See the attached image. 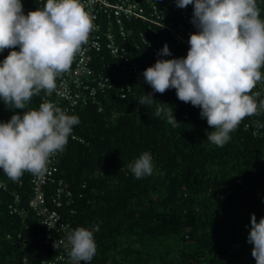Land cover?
Listing matches in <instances>:
<instances>
[{"label":"trees","instance_id":"trees-1","mask_svg":"<svg viewBox=\"0 0 264 264\" xmlns=\"http://www.w3.org/2000/svg\"><path fill=\"white\" fill-rule=\"evenodd\" d=\"M22 2L37 7L38 0ZM257 6L264 17V0H257ZM188 7L192 9L191 4ZM177 16L173 19L183 23ZM130 24L131 35L141 33L152 43L167 39L172 56L187 54L165 33L154 34L153 26L144 21ZM130 48L132 59L144 68L158 58L146 45ZM4 56L0 52V59ZM109 83L97 94V103L69 113L80 119L73 133L83 142L70 134L64 151L55 156L56 178L68 180L74 194L85 185L76 212H61L62 218L70 229L99 224L94 232L97 250L89 264H255L247 233L250 213L257 220L264 215V128L253 124L264 122L262 111L242 118L230 132L231 139L217 146L206 139L205 130L211 126L200 117L199 108L179 100L174 88L154 92L151 105H140L139 97L151 91L143 78L117 76ZM126 83L131 90L120 98L117 86ZM43 91L27 107H38ZM161 101L173 106L179 121L175 127L153 115ZM14 111L24 109L0 101V120H8ZM145 150L151 153L153 172L136 178L128 165ZM30 178L28 171L17 180L0 171V264H14L22 257L27 264H40L56 253L38 238L44 229L32 213L22 218L9 212L13 202L17 209L27 207ZM54 185L42 187L50 207ZM18 234L23 246L16 243Z\"/></svg>","mask_w":264,"mask_h":264},{"label":"clouds","instance_id":"clouds-1","mask_svg":"<svg viewBox=\"0 0 264 264\" xmlns=\"http://www.w3.org/2000/svg\"><path fill=\"white\" fill-rule=\"evenodd\" d=\"M175 4L192 5L190 20L196 30L189 33L185 56H172L167 42L157 51L158 58L142 72L151 91L144 92L138 104L151 105L154 92L174 88L177 98L197 106L200 117L211 126L205 130L206 139L223 146L242 118L264 111V95L252 91L264 79L260 71L264 17L257 0H175ZM92 28L83 0H44L27 13L22 0H0V52L10 49L0 59V101L24 109L0 120V171L10 179H19L25 171L43 176L49 157L64 151L73 125L80 123L78 115L48 100L36 108L27 105L41 90L51 94L57 76L70 68ZM161 102L153 115L175 127L179 121L173 106ZM253 124L264 128L262 121ZM128 167L136 178L151 175V153L143 151ZM97 231L99 224L67 231L72 264H89L93 259ZM247 241L253 245L255 264H264V215L257 220L250 213Z\"/></svg>","mask_w":264,"mask_h":264},{"label":"built area","instance_id":"built-area-1","mask_svg":"<svg viewBox=\"0 0 264 264\" xmlns=\"http://www.w3.org/2000/svg\"><path fill=\"white\" fill-rule=\"evenodd\" d=\"M43 3L44 0H38L37 7ZM22 4L25 13L37 8L23 2ZM83 4L85 11L92 19L93 28L87 41L75 54L70 68L57 76L56 88L51 94H46L43 91L42 95V101L48 100L67 113L86 106L88 102L97 103V94L111 86L109 82L113 77L143 78L142 72L145 68L136 59H132V51H129V46H131L130 50L134 51L140 49V44L146 45L151 53L156 54L167 39L162 43H152L145 39L141 33H138L137 37L135 34L131 35L129 33L131 21L142 20L153 26L154 34L165 33L170 41L181 46L182 53H187L189 30L194 28L190 20L192 9L188 6L177 7L175 0H171L169 3H160L156 0H83ZM173 15L180 16L183 23L187 24L186 28L183 27V23L176 22ZM15 47L18 48V46ZM9 51L8 48L4 49L6 55ZM175 55L177 56L179 53L177 52ZM260 71L264 76V66H261ZM117 88L120 98H125L127 92L131 90L128 83L117 86ZM257 90H260L264 95V79L258 81L252 89V91ZM256 99L259 100V97ZM97 109L100 111L102 106L99 105ZM262 113L264 119V111ZM71 137L83 142L73 131ZM56 155L57 153L49 157L47 171L43 176L38 177L31 173L32 194L27 207L17 209L16 202L9 205L10 213L16 212L22 218L32 213V218L38 219L44 229L38 235L43 244L54 247L55 242V255L42 259L40 264H72L67 252L66 239L70 223L62 218L61 212L74 214L76 202L78 198L83 197L82 190L85 188V185L81 184L74 194L68 180L54 176L57 172ZM54 182L56 186L54 185L53 191L49 195L52 204L50 207L47 205L42 187L47 183ZM0 187H3L1 182ZM16 243L24 245L20 234L17 235ZM85 263L84 261L80 262V264ZM14 264H27V258L22 257Z\"/></svg>","mask_w":264,"mask_h":264},{"label":"rangeland","instance_id":"rangeland-1","mask_svg":"<svg viewBox=\"0 0 264 264\" xmlns=\"http://www.w3.org/2000/svg\"><path fill=\"white\" fill-rule=\"evenodd\" d=\"M169 244H171V243H169ZM170 246H172V245H170ZM173 247V246H172ZM249 261V260H248Z\"/></svg>","mask_w":264,"mask_h":264}]
</instances>
